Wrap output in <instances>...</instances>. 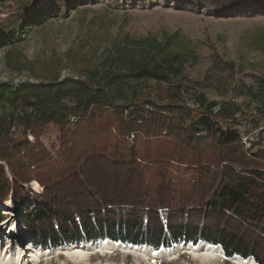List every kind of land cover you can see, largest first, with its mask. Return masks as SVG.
I'll return each mask as SVG.
<instances>
[{"label": "trees", "instance_id": "obj_1", "mask_svg": "<svg viewBox=\"0 0 264 264\" xmlns=\"http://www.w3.org/2000/svg\"><path fill=\"white\" fill-rule=\"evenodd\" d=\"M88 1L0 0V45ZM110 1L264 14V0ZM70 61L73 75L60 77L58 58L37 81L0 82V107L9 108L0 117V204L35 196L38 207L26 202L23 220L34 244L205 242L226 258L264 264V137L246 145L238 128L250 112L264 115V72L248 73L247 83L233 61L218 58L191 78L190 61L169 40L127 33L95 64ZM221 85L244 100L203 92ZM31 180L41 190L29 195Z\"/></svg>", "mask_w": 264, "mask_h": 264}, {"label": "rangeland", "instance_id": "obj_2", "mask_svg": "<svg viewBox=\"0 0 264 264\" xmlns=\"http://www.w3.org/2000/svg\"><path fill=\"white\" fill-rule=\"evenodd\" d=\"M3 13L0 7V17ZM126 33L136 39L156 37L161 41L169 40L171 48L179 50L190 61L184 73L191 78L202 77L209 63L218 58L233 61L240 72L236 78H242L247 83L252 82L248 73L264 72V14L220 16L161 3L123 5L110 0H92L75 3L64 15L48 17L22 33L18 40L2 43L0 82L17 85L25 80L37 81L42 78L44 66L58 58L61 59L60 67L63 66L60 77L73 75L70 58L75 57L83 64H95L107 54L112 43ZM203 92L208 99H231L238 103L244 100L237 90L230 89L228 85L207 87ZM63 102H71V98ZM7 113L9 108L1 106L0 117ZM250 114L249 120L240 118L238 125L246 145H249L250 139L261 141L264 137V115L258 111ZM19 130L17 126L11 128L12 132L18 133ZM28 137L33 139L31 135ZM41 139L47 143L45 136H41ZM24 187L29 195L41 190L35 180L24 184ZM26 202L38 207L35 196ZM26 202L19 203L13 196L1 202L0 215L4 217L0 222V246H8L6 240L11 239V249H25L28 259L34 258L39 252L42 257L41 263L37 264H236L233 257L226 258L222 253L216 254V258L211 261L201 263L199 258H194L192 254L186 253L187 249L181 247L175 249V253L170 251V254L152 258L128 248L109 250L106 246L103 252L89 255L88 261L77 262L66 255L68 249L72 245L92 246L98 241L80 240L66 243L60 248L34 246L33 236L23 223ZM160 249H163L160 255L169 251L168 248ZM25 261L23 264H33V261ZM242 262H246V259Z\"/></svg>", "mask_w": 264, "mask_h": 264}, {"label": "bare ground", "instance_id": "obj_3", "mask_svg": "<svg viewBox=\"0 0 264 264\" xmlns=\"http://www.w3.org/2000/svg\"><path fill=\"white\" fill-rule=\"evenodd\" d=\"M8 243H6V245L8 246H4L1 245L0 246V264H23L25 260H27V263H32L31 261H33V264H37L38 262L41 263V257L42 255L38 252L36 253V256L28 259L26 258V254H25V249H21L20 247H18L17 249L12 250V240L11 239H7L6 240ZM88 242V241H86ZM95 243V242H93ZM187 243V242H185ZM185 243H177V244H173L171 247H169V251L167 253H163L162 255H160V251H163V249H154L151 248L148 245H133V244H125L122 242H116L114 240H109V239H100L98 240V242H96V244L92 245V246H82V247H76L73 246L68 249V251L66 252V255L69 256L70 259H73L74 261H88V256L94 253H101L104 250V246H106L105 248H109V250L111 249H119V248H123L126 249L128 248V250L130 249V251H138L140 253L143 254H147L149 255V257L152 258H159L162 257L166 254H170V251L173 253L177 252L175 251V249L181 247V249H187L186 253L188 254H192L194 256V258H199L201 263H204L205 261H208L210 259H214L216 258V254L218 253H222L223 254V250L221 249L220 246L218 245H211V244H207L205 242H200V244L198 245H194L191 244V242H188L187 244ZM111 244V245H110ZM66 246V245H65ZM63 247L62 246H59ZM119 247V248H118ZM167 249H165L166 251ZM58 254H63V253H58ZM65 254V253H64ZM224 255V254H223ZM45 256V255H44ZM234 258V262L236 264H257L252 258H247L246 262H242L243 259H241V257L239 255H235L233 256ZM211 261V260H210ZM26 262V261H25ZM87 264V262H86Z\"/></svg>", "mask_w": 264, "mask_h": 264}, {"label": "clouds", "instance_id": "obj_4", "mask_svg": "<svg viewBox=\"0 0 264 264\" xmlns=\"http://www.w3.org/2000/svg\"><path fill=\"white\" fill-rule=\"evenodd\" d=\"M97 240H99V239H97ZM97 240H95V241H97ZM192 243V242H191ZM127 244V243H126ZM198 244H200V243H198ZM152 248V247H151Z\"/></svg>", "mask_w": 264, "mask_h": 264}, {"label": "water", "instance_id": "obj_5", "mask_svg": "<svg viewBox=\"0 0 264 264\" xmlns=\"http://www.w3.org/2000/svg\"><path fill=\"white\" fill-rule=\"evenodd\" d=\"M186 242V241H185ZM250 258H252L251 256H250Z\"/></svg>", "mask_w": 264, "mask_h": 264}]
</instances>
